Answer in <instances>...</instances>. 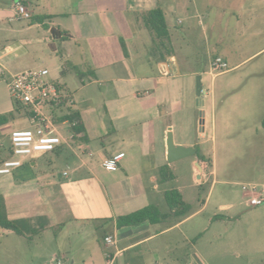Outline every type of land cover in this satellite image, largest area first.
Listing matches in <instances>:
<instances>
[{
    "label": "crops",
    "instance_id": "obj_1",
    "mask_svg": "<svg viewBox=\"0 0 264 264\" xmlns=\"http://www.w3.org/2000/svg\"><path fill=\"white\" fill-rule=\"evenodd\" d=\"M16 2L29 13L28 18L17 14ZM157 6H161L159 0H0V118L15 110L7 88L8 78L26 70L19 65L27 52L17 50L41 40L59 56L64 79L61 86L71 97L67 113L75 112L82 127L78 132L71 130V138L67 131L65 143L36 158H47L46 167L38 166L34 159L29 166L25 164L10 174L0 175V194L7 217L28 219L33 230L27 236L14 234L17 240L9 242V250L19 249L22 241L28 245L41 241L43 247L52 244L47 250L40 248L41 255L29 261H14L11 256L4 257V263L31 264L35 260L36 264H49L62 256L69 264H131L135 261L133 256L141 264H174L179 262L173 254L179 242L187 247L180 254L182 258L189 250L200 258L202 225L196 217L208 201L200 200L198 208L191 209L183 193L188 190L192 194L201 166L195 154L186 164L189 174L183 182L174 188L163 185L177 182L184 169L177 163L193 156L167 162V127H174V123L170 125L162 119L179 112L180 96L174 82L199 73H187L183 66L187 55L180 36L182 21L176 19L177 24L171 25L167 20L169 14L182 12V0H169L165 11L161 9L167 26V36L161 39L148 32L143 21ZM36 15L49 18L33 23ZM249 20L253 22L252 17ZM51 27L59 30V38L51 37ZM35 30L40 39L28 37ZM165 41L168 46L164 49ZM169 60L173 61L167 71L164 67ZM72 71L81 83L77 91H85L81 97L68 85ZM90 84H96L95 89L87 90ZM212 109L211 99V116ZM201 111L204 115L202 131L197 135L199 145L208 123L207 111ZM99 122L102 130H91L100 126ZM11 124L8 120L0 123V127H5L0 136L13 130ZM187 131L171 130L174 143L194 147ZM96 139L100 146L92 144ZM116 153L121 155L117 169H103L102 160ZM50 156L61 157L62 168L58 169ZM171 190H176L189 206L186 213L169 212L164 193ZM244 196L250 207L245 193ZM149 206L167 217L154 223L117 226L118 217ZM228 207L223 205L221 209ZM215 220L214 216L207 218L205 230ZM176 232L177 236L171 238ZM106 236L113 238V245H105Z\"/></svg>",
    "mask_w": 264,
    "mask_h": 264
},
{
    "label": "rangeland",
    "instance_id": "obj_2",
    "mask_svg": "<svg viewBox=\"0 0 264 264\" xmlns=\"http://www.w3.org/2000/svg\"><path fill=\"white\" fill-rule=\"evenodd\" d=\"M159 1L161 9L165 11L169 0ZM182 2V12L177 10L178 12L169 14L167 20L171 25L177 24L176 19L182 21L179 24L180 36L184 41L183 51L187 55L183 66L187 68V73L197 71L201 74L203 106L199 109L208 113V123L201 139L202 145H199L198 141L194 143V135L192 136L195 109L193 77L180 78L174 82L176 92L180 96L179 112L173 117L162 119L170 125L174 123V127L168 126L167 130H188L197 156L204 160L198 171L200 174L196 173L195 176L197 186L192 194L191 191L185 190L184 201L192 205L191 209L198 208L200 200L207 199L208 202L202 214L196 217L202 225V234L198 240L200 258L193 256L190 250L186 253L187 256L182 258L180 254L187 247L186 243L182 246L179 242L180 246L173 252L178 256L179 262L174 261V264L264 263V202L256 207H247L241 189L243 185H264V0ZM251 17L253 22L249 20ZM143 21L149 32L148 14ZM28 37L40 39L41 36L35 30ZM14 41L18 39L15 38ZM38 41L23 45L17 50L27 52L26 56L21 57V63L18 65L22 69L47 68L49 77L62 85L64 79L60 75L59 56L51 51L47 43ZM164 44L165 49L168 45L166 41ZM260 49L262 50L256 53ZM217 56L223 57L227 70L212 77L213 75L209 74L210 63ZM70 76V90L75 91L77 97H81L85 91H77L81 83L75 71H72ZM83 80L85 84L88 83L86 78ZM95 87L96 84H90L86 89L93 90ZM66 109H60L55 114L57 130H62L64 136L68 135L67 130L71 128L67 124H60L58 117L66 114ZM44 111L49 110L46 108ZM7 118L13 123L10 129L32 128L25 109L14 110ZM99 124L100 126L91 130H102L103 127L100 122ZM3 130L5 127H0V133ZM92 144L100 146L97 139L92 141ZM8 145L9 134L0 136V160L5 156ZM48 154L50 153L46 155ZM50 157L58 169L62 168L61 157ZM194 158L193 156L177 163V166L184 168L180 178L177 182H165L163 185L166 188H174L177 183L183 182L189 174V166L186 164ZM45 160L47 158L43 156L35 161L38 166L46 167ZM183 164L186 167H183ZM21 172L23 171H20V174ZM223 205L229 207L221 209ZM162 210L166 211V207ZM213 216L217 220L205 230V220ZM176 234L177 232L172 234L171 238L177 236ZM13 240H17L14 234L0 237V264H6L4 257L11 256L14 261H29L52 245L50 243L43 247L41 241L28 245L22 241L20 250L16 248L11 252L8 244ZM63 258L65 264H69L65 257ZM132 258L135 261L131 264H141L137 262L136 257ZM30 263L36 264L35 260Z\"/></svg>",
    "mask_w": 264,
    "mask_h": 264
},
{
    "label": "built area",
    "instance_id": "obj_3",
    "mask_svg": "<svg viewBox=\"0 0 264 264\" xmlns=\"http://www.w3.org/2000/svg\"><path fill=\"white\" fill-rule=\"evenodd\" d=\"M15 7L20 17H29V13L19 2L15 3ZM172 61L169 60L164 70L169 71ZM226 66L223 59L217 56L210 63L209 74L221 73L227 70ZM7 88L11 100L26 110L25 114L32 128L10 131L8 145L10 156L1 162L0 175L10 174L13 170L42 155L53 152L65 143L62 130H57L55 114L71 104L70 94L63 86L49 77V70L44 67L26 69L11 75L7 80ZM46 108L49 111H44ZM59 122L62 125H69V128L77 124V120L68 121L65 119ZM67 131L70 132L69 138H71V130ZM120 159V154H112L102 160L101 166L107 171H115ZM241 189L247 195L248 206L256 207L264 202V185H243ZM104 243L108 246L113 245V238L111 236L104 237ZM106 256L108 257V254ZM49 264H65V261L60 256L55 257Z\"/></svg>",
    "mask_w": 264,
    "mask_h": 264
},
{
    "label": "trees",
    "instance_id": "obj_4",
    "mask_svg": "<svg viewBox=\"0 0 264 264\" xmlns=\"http://www.w3.org/2000/svg\"><path fill=\"white\" fill-rule=\"evenodd\" d=\"M149 15V30L153 32L156 38L161 39L162 37L167 36V26L163 17L162 10L160 6H157L155 9H152L148 12ZM49 18V16L45 15H36L32 18L33 23H43L45 19ZM44 28H48L47 24H42ZM15 110L19 111L21 107L17 104H15ZM26 113V110H25ZM78 120L77 115L75 112H70L65 115H61L58 117L59 121L62 120ZM7 117L0 118V123L3 121H6ZM71 130H74L76 132L82 130L81 124L78 123L75 126H72ZM9 149L7 148L5 156L0 160V164L3 160L9 158ZM198 162L200 166L202 165V162L204 161L202 158L198 157ZM25 166H28L26 164ZM164 178V177H163ZM164 198L166 201V204L168 206L169 212L173 213V211L178 213H186L189 209L188 205H185L181 201L180 194L176 190L167 191L164 193ZM182 211V212H180ZM176 213V215H178ZM167 217L166 214L160 213L155 207L149 206L144 209H141L139 211L120 216L117 219V226L123 227V226H132L139 224L143 221H149L151 223H154L156 221H159L161 219H165ZM32 228L29 224L28 219H9L7 217V212L5 208V202L3 199V196L0 194V237L6 236L8 234H15L20 236H27L32 232ZM258 264H264V263H258Z\"/></svg>",
    "mask_w": 264,
    "mask_h": 264
},
{
    "label": "water",
    "instance_id": "obj_5",
    "mask_svg": "<svg viewBox=\"0 0 264 264\" xmlns=\"http://www.w3.org/2000/svg\"><path fill=\"white\" fill-rule=\"evenodd\" d=\"M52 38H59L61 36L59 30L55 27L49 29ZM202 83L201 74H196L194 77V95H195V110H194V143H197V135L202 131L201 124L203 123L201 117L204 113L199 109L202 106L201 99ZM166 134V159L168 163L193 156L196 154V149L193 146H182L175 144L172 137V132L169 130Z\"/></svg>",
    "mask_w": 264,
    "mask_h": 264
}]
</instances>
